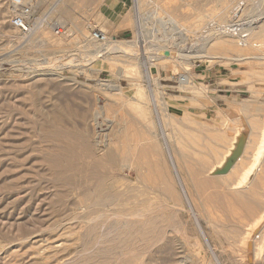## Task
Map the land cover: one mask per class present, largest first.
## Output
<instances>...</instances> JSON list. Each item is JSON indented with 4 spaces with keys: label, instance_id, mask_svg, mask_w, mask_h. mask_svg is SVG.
<instances>
[{
    "label": "rangeland",
    "instance_id": "rangeland-1",
    "mask_svg": "<svg viewBox=\"0 0 264 264\" xmlns=\"http://www.w3.org/2000/svg\"><path fill=\"white\" fill-rule=\"evenodd\" d=\"M22 1L33 9L34 27L29 35L11 24L17 14L12 0H0V264H264V219L257 221L264 210V183L239 184L263 143L260 129L249 121H261L264 127V28L256 30L248 47L232 37L196 42L195 32L204 31L211 17L224 11L217 0H155L159 13L150 0H130V33L112 37L102 26L110 38V43L102 44L91 40L90 33L104 22V0H72L63 9L62 2L54 11L51 7L57 0ZM240 1H244L242 19L252 23L261 16L263 26L264 0H237L228 18ZM139 7L145 12L140 13ZM51 12L41 23L40 33L34 35L36 24ZM217 19L214 25L220 24ZM57 25L63 30L60 35L55 33ZM31 38L41 39L40 47L29 49ZM199 45L204 52H187ZM125 54L130 60L122 57ZM199 67L215 71L230 94L220 110L201 115L189 112L182 102L171 101L165 91L166 85H179L212 105L210 91L214 89L174 82L180 76L191 77ZM147 72L153 80L147 79ZM118 86L121 90H116ZM244 103L261 109H252L253 115L246 113ZM239 135L246 148L239 150L242 161L234 172L238 155L224 165L222 176H210L204 170L198 175L213 177L217 184L203 187L194 182L188 167L200 169L201 160L209 167L219 166L226 151L223 138ZM123 146L128 147L125 154L129 157L139 153L143 167L100 163L106 154L123 151ZM56 152L72 162L60 174L46 164ZM142 160H151V167L147 165L151 170L145 171ZM166 185L173 192L169 198L163 192ZM255 186L259 192L251 197ZM109 190L116 201L103 209L96 201ZM237 193L250 196V210ZM131 209H137L140 216L142 211L146 214L136 216L137 220L129 216ZM149 209L159 219V240L151 248L126 245L119 223L129 214L133 218L127 216V220L135 219L142 227ZM232 209L240 210L238 216ZM168 215L170 222L165 220ZM248 233L251 237L246 243Z\"/></svg>",
    "mask_w": 264,
    "mask_h": 264
},
{
    "label": "bare ground",
    "instance_id": "bare-ground-1",
    "mask_svg": "<svg viewBox=\"0 0 264 264\" xmlns=\"http://www.w3.org/2000/svg\"><path fill=\"white\" fill-rule=\"evenodd\" d=\"M154 5H155V7H156V9L154 10V12H158V8L160 7L159 5H158V3L155 1V0H150ZM59 2V3H58ZM62 2H64V0H57L55 3L53 2V6L51 7V11L53 10H57V8L59 7V6H61L62 5ZM237 2V0H217V4H218V6H220V7H223L224 8V11L221 13V14H219L218 16H216V18L215 17H211V19L210 20H212V21H214L215 19H219V21L221 20L222 22H224V23H221V21H220V24H218L217 25V27L216 28H211V30H209V32L208 31H206L207 29H209L210 28V26H212L210 23L212 22H210L209 23V25L207 26V27H205V30L204 31H201L200 32V30L199 31H196L195 32V34H197V41L196 42H200L201 40H206L207 39V37H209V38H211L212 40L211 41H213V40H216V39H219V38H221V37H223V38H225V37H232V39L233 38H236V39H238L237 41L239 42L238 43V45H240V46H242V47H248L249 46V44H252V43H250V39L252 40L254 37H256L254 34H255V32H256V30H258L259 31V28L261 27L262 29L264 28V25L263 26H260V24H259V21L262 19V17L260 16V17H258V18H256L255 20H253L252 21V23H250L248 20H246V22H241V21H238V19L240 18V14L238 13V10L239 9H241V7H242V5L244 6V1L242 2V1H240L235 7H234V9L232 10V15L233 16H229V18H228V14H229V11L231 10L230 8H233V6H234V4ZM156 3V4H155ZM57 5V6H56ZM246 6V5H245ZM138 11L140 12V13H142L143 11L145 12V9L144 8H142V7H139L138 8ZM150 12V11H149ZM53 12H51L50 14L48 13L47 15H46V18L43 20V18H42V20L38 23V24H36V27H35V33H34V35L36 34H39L40 33V31H41V29H42V26H41V23L42 22H44L46 19H48V18H50L51 17V14H52ZM159 13V12H158ZM231 13H230V15H231ZM142 16V15H141ZM205 16V15H204ZM212 16V15H211ZM214 16V15H213ZM208 17V15L206 16V18ZM209 18H210V16H209ZM213 18H215V19H213ZM217 19V20H218ZM226 20H228V21H226ZM169 21L171 22V23H176V20H175V18L173 17V16H169ZM218 21V22H219ZM46 22V21H45ZM213 23V22H212ZM257 23L259 24V26L258 27H255L256 25H257ZM214 24V23H213ZM216 24V23H215ZM203 30V29H202ZM219 30H220V32H219ZM264 30V29H263ZM213 31H214V33H213ZM179 32H182L181 30L179 31ZM257 34V33H256ZM254 35V37L252 38L251 36H253ZM261 35V34H260ZM263 35V34H262ZM39 36V35H38ZM143 36H144V32H143ZM183 36V35H182ZM37 37V36H36ZM257 37H259L258 35H257ZM29 38V37H28ZM235 39V40H236ZM222 42V41H221ZM226 42V41H225ZM224 42V43H225ZM41 43H42V41H41V39H35V38H31L30 40H28V42H27V44H28V48L29 49H35V48H38V47H40V45H41ZM106 43H110V38L108 37V41L106 42ZM106 43H104V44H106ZM114 43H117L116 41H114ZM223 43V44H224ZM229 44V46H231V44L232 43H230V42H226V44ZM218 44H219V42H218ZM222 44V43H221ZM233 45V44H232ZM195 46H196V44H195ZM200 46H202V45H199L198 47H196V48H191V49H189L188 48V50H187V52L188 53H201V52H204L205 51V49H204V47H200ZM214 46V45H213ZM216 46H217V43H216ZM218 46H224V45H218ZM228 46V45H227ZM228 46V47H229ZM252 46V45H251ZM255 46V45H254ZM89 47H92V46H90L89 45ZM191 47V46H190ZM211 47V46H210ZM215 47V46H214ZM222 48V47H221ZM226 48V47H225ZM106 49V48H105ZM204 50V51H203ZM128 55H124V56H122L123 58H125V59H129L130 60V58H128L127 57ZM129 57H131V56H129ZM264 59V58H263ZM132 60V59H131ZM150 65H151V63H150V61H149V58H147V69L149 70V67H150ZM185 77V82H182V85L184 84V85H187V84H191L192 83V81H191V77H189V76H184ZM147 79L150 81V80H153V77L150 75V72H147ZM116 90H121L120 88H119V86L118 87H116ZM154 91H155V89H154ZM137 93L140 95H143L142 94V87L140 88L139 87V89L137 90ZM157 94V93H156ZM155 94V95H156ZM141 95H140V97H141ZM158 97V96H157ZM156 98V97H155ZM154 98V99H155ZM153 99V100H154ZM158 99V98H157ZM155 101H156V99H155ZM154 102V101H153ZM158 102V101H157ZM159 104V103H158ZM137 105V104H136ZM129 106V105H128ZM155 106V105H154ZM252 106H254V105H252ZM252 106H251V104L250 105H246L245 103H244V106L242 107V110L244 111V112H250L253 108H252ZM259 106V105H258ZM134 107H136V106H134ZM157 107V106H156ZM239 107V106H238ZM241 108V107H240ZM239 108V109H240ZM259 108V107H258ZM258 108H256V106H255V110L257 111V109ZM253 109V110H254ZM259 109H261V108H259ZM258 109V110H259ZM135 110V109H134ZM140 110V109H139ZM143 110V109H142ZM252 110V111H253ZM120 111V110H119ZM131 111V110H130ZM157 111V110H156ZM250 112V114L252 113V115L254 114L253 112ZM157 113V112H156ZM128 114V113H127ZM158 114V113H157ZM249 114V113H248ZM254 117V116H253ZM161 120V119H160ZM255 120V119H254ZM253 120V118H252V120L251 121H249L250 122V124L252 125V124H254V127L257 129V130H259L260 129V134H261V137H262V139H263V143H262V145L260 146V149L253 155V163L251 164V167H249V169H247V172H246V174L244 175V177L241 179V181L239 182V184H240V186L241 185H243V184H246V183H249L250 181L252 182V183H257V182H259V183H264V127H261V125H259V123L261 122H256V121H254ZM259 120V119H258ZM57 121V120H56ZM55 121V122H56ZM162 121L163 120H161V121H159V122H161L162 123ZM254 121V122H253ZM164 123V122H163ZM263 123V122H262ZM262 126H264V125H262ZM58 127V126H57ZM56 127V128H57ZM162 127V126H161ZM252 127V126H251ZM164 128V127H163ZM254 128V130L255 131H257L256 129ZM59 128H57V130H58ZM253 130V133H256L255 131ZM63 132H66V131H64V130H62ZM126 131V130H125ZM46 132H47V130H46ZM56 132H59V131H55V133ZM63 132H61V133H63ZM163 132H165V131H163ZM206 132V131H205ZM223 132H225L224 130H223ZM48 133V132H47ZM51 133V135H52V132H50ZM60 133V132H59ZM252 133V134H253ZM54 134V133H53ZM219 134V133H218ZM218 134H216V137H217V135ZM221 134V133H220ZM224 134H227V132L226 133H224ZM47 135V134H46ZM48 135H50V134H48ZM56 135V134H55ZM57 135H59V134H57ZM61 135V134H60ZM124 136H125V134H123ZM127 135V134H126ZM163 135H165V134H163ZM54 136V135H53ZM220 137H225V136H221V135H219ZM255 136V135H254ZM55 137V136H54ZM57 137V136H56ZM55 137V138H56ZM215 137V136H214ZM226 137H230L229 135L228 136H226ZM242 135H239V136H237V137H235V136H233V137H231V138H223V139H225V142H224V140H223V142H224V145H222V149H224V150H226L225 152H224V155H223V158H222V160H221V163H220V161L218 162L219 163V166H215V165H212V166H210L209 167V163L208 162H206L205 160H201V161H199V166H200V169H194L193 168V166H190V168L188 167V169L189 170H191L192 172H191V175L192 176H195L193 179L195 180L194 182H196V183H202V185H203V187H205V186H212V185H215V184H217L216 183V179H214L213 177H211V178H205V177H203V178H200V177H198V175H200V173H201V171H203L204 170V173H209V175L210 176H217L218 175V173H219V175L218 176H222L223 174H225V172L223 173V167H225L224 165L227 163L228 165L231 163V161H230V158L232 157V156H236L237 157V155L239 154V150H241V149H245L246 147V145H245V143H243L242 142ZM121 138H122V136H121ZM124 138V137H123ZM122 138V139H123ZM128 138V137H127ZM51 139V138H50ZM125 140H126V138H124ZM129 139V138H128ZM214 139V138H213ZM216 140H217V138H215ZM214 139V140H215ZM220 139V138H219ZM261 139V138H260ZM56 140H58V138L56 139ZM208 140V139H207ZM215 140V142L216 143H218L217 141ZM221 140V139H220ZM49 141H51V140H49ZM52 141H53V139H52ZM98 141V140H97ZM128 141V140H127ZM219 141V140H218ZM222 141V140H221ZM260 141H262V140H260ZM60 142V141H59ZM88 142H90V141H88ZM124 143H122L123 145L125 144V141H123ZM101 143V142H100ZM129 143V142H128ZM205 143V142H204ZM216 143H215V145H216ZM221 143V142H220ZM127 144V143H126ZM210 144V143H209ZM91 145H93V144H91ZM96 145H97V142H96ZM128 145H130V144H128ZM211 145H212V143H211ZM210 145V146H211ZM218 145V144H217ZM67 146V145H66ZM87 146H88V144H87ZM125 146V145H124ZM123 146V148L125 149H123V151L122 150H120V151H115V152H110V153H108V154H106V156H104V158H103V160H101V162L100 163H103V162H105V163H108V164H110L112 167H115V166H117L119 163H128L129 164V166L130 167H140V166H142L143 167V165H140V162H139V153H137L136 151L135 152H133L132 153V157H129L127 154H125V151H127L128 150V147H127V150H126V148ZM209 146V147H210ZM57 147V146H56ZM88 147H90V144H89V146ZM93 148H94V146H92ZM105 147V146H104ZM103 147V148H104ZM212 147H215V146H213L212 145ZM54 148V147H53ZM87 148V147H86ZM136 148V147H135ZM151 148V147H150ZM216 148H218V147H216ZM215 148V149H216ZM56 149V148H55ZM55 149H53V150H55ZM90 149V148H89ZM100 148H97L96 150H99ZM108 149V148H107ZM221 149V151H224V150H222ZM72 150V149H71ZM87 150V149H86ZM92 150V149H91ZM214 150V149H213ZM57 151V150H56ZM59 151V150H58ZM89 151V150H88ZM94 151V150H93ZM107 151V150H106ZM169 151V150H168ZM209 151H212V150H210L209 149ZM221 151H219V152H221ZM100 152V151H99ZM218 152V151H217ZM216 152V153H217ZM61 153H62V151H61ZM88 153H90V151L88 152ZM93 153V152H92ZM153 153V152H152ZM184 153V152H183ZM52 154V156H50L48 159H47V162H46V164H48V165H50L51 167H50V169L51 170H57L58 171V173H59V171H60V173L63 171V170H65L64 168H66L67 166H71L72 165V162H69V160H68V162H67V160H66V158L64 159L63 158V156H60V153H51ZM67 154V153H66ZM100 154V153H99ZM99 154H96V155H99ZM64 155V154H63ZM88 155H90V154H88ZM217 155V154H216ZM242 153L240 154V155H238V156H240L239 157V159L237 160V162H236V164H234L233 165V169H232V171L234 172V169L238 166V164L240 163L241 164V161H242ZM66 156V155H65ZM94 156V155H93ZM100 156V155H99ZM187 156H189V154L187 155ZM215 156V155H214ZM213 156V158H215ZM89 157H91V156H89ZM95 157V156H94ZM98 157V156H97ZM211 157V156H210ZM212 158V157H211ZM46 159V158H45ZM216 159V158H215ZM218 160H219V158H217ZM91 160V159H90ZM93 160V159H92ZM92 160H91V162H92ZM100 160V159H99ZM213 160V159H212ZM141 161V160H140ZM143 161V160H142ZM216 161V160H215ZM98 162V161H97ZM144 162V161H143ZM147 164H146V163ZM144 163H145V165L144 166H146L147 168H146V170L145 171H147V170H151V168H149L148 169V166L147 165H149L148 164V162L149 161H145ZM150 162H151V160H150ZM149 162V163H150ZM144 163H142V164H144ZM214 163V162H213ZM216 163V162H215ZM96 164H98V163H96ZM153 164V163H152ZM156 164V162L154 163V165ZM217 164V163H216ZM106 165V164H105ZM172 165H173V163H172ZM175 165V164H174ZM150 167H151V165H149ZM156 166V165H155ZM154 166V167H155ZM231 166V165H230ZM109 167V166H108ZM112 167H110V168H112ZM157 168H158V166H156ZM254 167H256V168H254ZM227 168V167H226ZM247 168V167H246ZM66 169H68V168H66ZM126 169V168H125ZM141 169V168H140ZM143 169V168H142ZM144 169H145V167H144ZM144 169H143V171H144ZM206 169V170H205ZM225 169V168H224ZM239 169V168H238ZM245 169V168H244ZM255 169V170H254ZM53 170V171H54ZM62 170V171H61ZM138 170V169H137ZM227 169H225V171H226ZM239 170H241V169H239ZM243 170V169H242ZM94 172H95V170H93ZM231 171V170H230ZM231 171V172H232ZM93 172V173H94ZM119 172H120V170H119ZM157 172V171H156ZM232 172V173H233ZM55 173V172H54ZM59 173V174H60ZM63 173V172H62ZM152 173H153V171H152ZM158 173V172H157ZM228 173V172H227ZM226 173V174H227ZM243 173V172H242ZM57 174V173H56ZM98 174V173H97ZM111 174V173H110ZM110 174H108V175H110ZM123 174V173H122ZM146 174V173H145ZM217 174V175H216ZM234 174V173H233ZM233 174H232V177H233ZM113 175V174H112ZM111 175V176H112ZM163 175V174H162ZM231 175V174H230ZM240 175H242L241 173H240ZM117 176V175H116ZM118 176H119V174H118ZM117 176V177H118ZM155 176V175H154ZM236 176V175H235ZM63 177V176H62ZM103 177V176H102ZM113 177V176H112ZM125 177V176H124ZM179 177V176H178ZM227 177V176H226ZM231 177V176H230ZM240 177V176H239ZM239 177H237V179L239 178ZM111 178V177H110ZM157 178V177H156ZM180 178V177H179ZM236 178V177H235ZM234 178V179H235ZM97 179H98V177H97ZM100 179H101V177H100ZM160 179H162V178H160ZM229 179V178H228ZM59 181V180H58ZM99 181V180H98ZM105 181V180H104ZM109 181V180H108ZM152 181V180H151ZM163 181V180H162ZM227 181V180H226ZM233 181V180H232ZM232 181H231V183H232ZM165 182V181H164ZM164 182H162V184H164ZM96 183V182H95ZM170 183V182H169ZM180 183H181V181H180ZM106 184V183H105ZM114 184H115V182H114ZM152 184H153V182H152ZM158 184V183H157ZM103 185V184H102ZM236 185V184H235ZM253 185V184H252ZM256 185V184H255ZM65 186V185H64ZM94 186H95V184H94ZM105 186V185H104ZM164 186V185H163ZM59 187H60V185H59ZM102 187V189H103V186H101ZM143 187V186H142ZM151 187V186H150ZM154 187H158V186H154ZM166 187H167V185H166ZM164 188V191L163 192H165V196L166 197H168L171 193H173L171 190H170V188L169 187H167V188ZM243 187V186H242ZM256 187V186H255ZM79 188V187H78ZM107 188V187H106ZM140 188V187H139ZM144 188V187H143ZM152 188V187H151ZM218 188V187H217ZM251 188V187H250ZM62 189V188H61ZM65 189V188H64ZM75 189V188H74ZM89 189V188H88ZM142 189V188H141ZM150 189V188H149ZM155 189H159V188H155ZM161 189V188H160ZM162 189H163V187H162ZM172 189H174V188H172ZM213 189V188H212ZM240 189V188H239ZM90 190H91V188H90ZM98 191H99V189H98ZM108 191V190H107ZM110 191V190H109ZM173 191H175V190H173ZM222 191V190H221ZM251 192H249V193H251V197L252 196H256L257 194H258V189H257V187L256 188H251V190H250ZM88 192V191H87ZM93 192H95V191H93ZM102 192V191H101ZM133 192V191H132ZM248 192V191H247ZM86 193V192H85ZM89 193V192H88ZM129 193V192H128ZM142 193V192H141ZM145 193V192H144ZM161 193V192H160ZM176 193V192H175ZM175 193H174V196H176L175 195ZM244 193V192H243ZM248 193V194H249ZM64 194V193H63ZM62 194V195H63ZM77 194V193H76ZM95 194V193H94ZM156 194H157V192H156ZM159 194V193H158ZM245 194H247V193H245ZM79 195H80V193H79ZM90 195V194H89ZM64 196V195H63ZM62 196V197H63ZM82 196V195H81ZM124 196V195H123ZM132 196V195H131ZM237 196L239 197V199L240 200H242V201H244L245 202V204H246V207H247V209L248 210H250L251 208H252V205H253V200H251L249 197L250 196H248V198H249V200L247 201V199L248 198H246V196L244 195V194H241V193H237ZM98 197V196H97ZM171 197V196H170ZM177 197V196H176ZM187 197V196H186ZM71 198V197H70ZM74 198V197H73ZM92 198H93V196H92ZM121 198V197H120ZM169 198V197H168ZM69 199V198H68ZM86 199V198H85ZM117 199H118V197H117ZM163 199V198H162ZM89 200H90V198H89ZM92 200V199H91ZM161 200V199H160ZM246 200V201H245ZM93 201V200H92ZM113 201H116L115 200V197L113 196V194L111 193V191L108 193V194H106L105 196H103V197H99L98 199H97V201H96V204L97 205H99L100 207H102L103 209H104V207H106L107 206V208L109 207V205L111 204V203H113ZM162 201V200H161ZM170 201V200H169ZM174 202H176V200H174ZM239 202V201H238ZM88 203V202H87ZM169 203V202H168ZM187 203V202H186ZM85 204V203H84ZM95 204V203H94ZM170 204V203H169ZM232 204V203H231ZM86 205V204H85ZM136 205V204H135ZM64 206V205H63ZM151 206V204H149L148 205V207H150ZM167 206V205H166ZM90 207H94V206H90ZM97 207V206H96ZM99 207V208H100ZM115 207V206H114ZM120 207V206H119ZM139 207V206H138ZM147 207V208H148ZM168 207H172V206H168ZM206 207V206H205ZM107 208H106V210H107ZM162 208V207H161ZM160 207L158 208V209H161ZM174 207H172L171 209H173ZM90 209V208H89ZM94 209H96V208H94ZM93 209V210H94ZM101 209V208H100ZM145 209V208H144ZM151 209V208H150ZM149 209V211H148V213H147V215L149 216L146 220H147V222H146V224H144L142 227H139L137 224V222H136V218H137V220H138V217L139 218H141V217H143L142 215H144L145 216V214H142L143 213V211H142V213H140L141 214V216L137 213L138 212V210L136 209V210H134L133 211V209H131L132 211L130 212V215L129 216H135V219H133L134 221H128L127 220V216L126 217H124L125 219L124 220H122L120 223H119V228H122L123 227V229H124V231H123V235H121L120 234V236H124V238L126 239V245L129 243V245H132L133 246V244H135V245H141L142 246V244L143 245H146V247L147 246H149V248H151V247H153V246H155V244H156V241L157 240H159V236H160V231H158L157 230V227H156V225H157V219L158 218H155V217H153L151 214L153 213L151 210ZM111 210V209H110ZM109 210V211H110ZM147 210V209H146ZM155 210V209H154ZM153 210V211H154ZM175 210V209H174ZM193 210V209H192ZM238 210V209H237ZM68 211H69V209H68ZM71 211V210H70ZM102 211V210H101ZM164 211V210H163ZM232 211H234V213L236 214V212H239V211H236L235 212V210H233L232 209ZM110 212H112V211H110ZM140 212V211H139ZM145 212V211H144ZM147 212V211H146ZM157 212H158V210H157ZM160 212V211H159ZM255 212V211H254ZM257 212V211H256ZM261 212V211H260ZM155 213V212H154ZM162 213V212H161ZM161 213H159V214H161ZM194 213V212H193ZM234 213H232V215L233 216H235L234 215ZM259 213V212H258ZM263 214H261V216H259V218H258V222H261V220H263L264 219V210H263V212H262ZM173 214V213H172ZM195 214V213H194ZM146 215V216H147ZM157 215V214H156ZM163 215V214H162ZM237 215V214H236ZM257 215V214H256ZM115 216H118V217H121V215L119 216V215H115ZM128 216V218H131V217H129ZM136 216H138V217H136ZM238 216V215H237ZM240 216H241V214H240ZM254 216V215H253ZM101 217H102V215H101ZM171 215H168V216H166L165 217V220H167V222H170L169 220L171 219ZM257 217V216H256ZM99 218V217H98ZM133 218V217H132ZM131 218V219H132ZM160 218V217H159ZM252 218V217H251ZM211 219H212V217H211ZM242 219V218H241ZM241 219H240V221H241ZM98 220V219H97ZM120 220V219H119ZM159 220V219H158ZM165 220H164V218H161V221H163V223L165 222ZM91 221H93V220H91ZM118 221V220H117ZM143 221V220H142ZM160 221V222H161ZM116 223H118V222H116ZM140 223H141V221H140ZM162 223V224H163ZM240 223V222H239ZM256 224V223H255ZM103 225V224H102ZM116 225V224H115ZM118 225V224H117ZM166 225V224H165ZM237 225H238V223H237ZM258 225V224H257ZM171 226V225H170ZM169 226V227H170ZM239 226V225H238ZM243 226V225H242ZM256 226V225H255ZM161 227V226H160ZM257 227V226H256ZM112 229V228H111ZM168 229V228H167ZM118 231H120V230H118ZM163 231V230H162ZM241 231V230H240ZM116 232H117V230H116ZM122 232V231H121ZM163 232H165V231H163ZM163 232H162V234H163ZM178 232V231H177ZM203 232V231H202ZM253 232V231H252ZM120 232H118V234H119ZM166 233V232H165ZM264 233V232H263ZM169 234V233H168ZM167 234V235H168ZM253 234V233H252ZM258 234V233H257ZM117 236V235H116ZM120 236H119V238H120ZM164 236V235H163ZM169 236V235H168ZM168 236H166V237H168ZM166 237H163L164 239L163 240H166L165 238ZM251 237V234L250 233H248V236H247V238H246V243H247V241L249 240V238ZM259 237V236H258ZM118 238V237H117ZM206 239V238H205ZM121 240H123V238L121 239ZM168 241V240H167ZM174 241V240H173ZM120 242V241H119ZM124 242V241H123ZM168 243V242H167ZM171 243V242H170ZM173 243V242H172ZM162 244V243H161ZM164 244H165V242H164ZM180 245V244H179ZM183 245V244H182ZM159 246V245H158ZM122 247H124V246H122ZM131 247V246H130ZM135 247V246H134ZM145 247V246H144ZM263 247V246H262ZM136 248V247H135ZM260 248V247H259ZM124 249V248H123ZM157 249V248H156ZM161 249H163V248H161ZM170 249V248H169ZM169 249H167V250H169ZM180 249V248H179ZM134 250V249H133ZM140 250V249H139ZM259 250H261V248L259 249ZM125 251V250H124ZM158 252V251H157ZM159 253V252H158ZM127 254V253H126ZM170 254V253H169ZM168 254V255H169ZM178 255V254H177ZM181 255V254H180ZM195 255V254H194ZM170 256V255H169ZM174 256V255H173ZM126 257V256H125ZM195 258V257H194ZM185 260V259H184ZM159 261V260H158ZM162 261V260H161ZM165 261V260H164ZM171 262V261H170ZM175 262V261H174ZM169 264V263H168ZM172 264V263H171Z\"/></svg>",
    "mask_w": 264,
    "mask_h": 264
},
{
    "label": "crops",
    "instance_id": "crops-1",
    "mask_svg": "<svg viewBox=\"0 0 264 264\" xmlns=\"http://www.w3.org/2000/svg\"><path fill=\"white\" fill-rule=\"evenodd\" d=\"M72 0H64L63 8H65ZM132 1V0H131ZM130 0H104L102 5V17L104 22L98 24L95 28L101 30L102 26L111 33L112 37L124 36L129 34L131 28L127 26L129 22V15L132 10ZM61 9V10H62ZM191 81L198 86H205L214 89L210 91L213 98L212 105H206L200 100L199 96L193 93L180 89L179 85H166L165 91L171 101L186 104V109L189 112H194L198 115L205 111L220 110L223 104H227L230 98L229 91L224 89L221 85L220 78L212 69H202V67L194 69L191 74ZM172 80V79H171ZM173 81V80H172ZM174 82H178L174 80ZM187 94V95H185Z\"/></svg>",
    "mask_w": 264,
    "mask_h": 264
},
{
    "label": "built area",
    "instance_id": "built-area-1",
    "mask_svg": "<svg viewBox=\"0 0 264 264\" xmlns=\"http://www.w3.org/2000/svg\"><path fill=\"white\" fill-rule=\"evenodd\" d=\"M136 1V0H133ZM12 5L17 10V14L11 19V24L14 28L19 29L25 35H29L33 31L34 24L32 23L33 18V9L30 5H26L22 0H12ZM243 6V5H242ZM244 6L238 10L240 18L238 21L245 22L243 18ZM217 25H212L211 28H216ZM220 32V30H219ZM55 33L60 35L63 33V30L57 25L55 27ZM90 39L99 43H106L108 41V36L99 29H92L90 33ZM185 82V77L180 76L178 78V83Z\"/></svg>",
    "mask_w": 264,
    "mask_h": 264
}]
</instances>
